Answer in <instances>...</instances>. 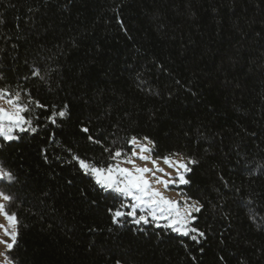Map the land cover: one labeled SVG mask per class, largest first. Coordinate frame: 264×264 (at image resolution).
I'll use <instances>...</instances> for the list:
<instances>
[{"label": "trees", "instance_id": "trees-1", "mask_svg": "<svg viewBox=\"0 0 264 264\" xmlns=\"http://www.w3.org/2000/svg\"><path fill=\"white\" fill-rule=\"evenodd\" d=\"M0 88L37 128L0 139L12 264H264V0H0ZM132 136L197 161L176 188L203 237L113 222L130 201L73 154L107 166Z\"/></svg>", "mask_w": 264, "mask_h": 264}, {"label": "snow or ice", "instance_id": "snow-or-ice-1", "mask_svg": "<svg viewBox=\"0 0 264 264\" xmlns=\"http://www.w3.org/2000/svg\"><path fill=\"white\" fill-rule=\"evenodd\" d=\"M33 75L40 76L39 69L33 71ZM42 78V77H41ZM0 98L7 99L10 105H13L12 110L0 107V139L13 141L18 139V132L30 131L35 133L36 127L32 126V121L25 118L24 112L28 111L27 105L20 102L21 93L19 91L13 93L6 88H0ZM37 107H45L36 102ZM67 113V105L59 112H53L48 117L53 123L56 118L64 117ZM27 125V128H25ZM87 132L88 129H82ZM91 140L92 137H89ZM98 143V141H96ZM128 144L132 146L130 152H125L122 148L109 149L105 151L111 152L110 163L107 166H98L95 162L81 159L78 155L73 154V160L77 162L80 169L88 176L93 177L99 188L105 191H111L130 200L131 203L121 204V208H130V211L124 212L120 209L112 211L113 222L119 223L120 218L129 216L133 218V222L137 225L149 224L156 222L157 226L161 220L166 222V227L171 228L177 233L192 236L193 240L198 237H203L205 234L197 228L192 227L196 217L193 213H199L203 205L196 200H192L186 194L182 200L171 199L165 194L172 185H187L190 183L186 179V175L191 172L190 164H195L197 161L188 159L176 158L179 154H169L159 158H153L151 153L155 150L154 142L147 136L138 139L132 136L128 140ZM138 149V151H137ZM71 151V150H69ZM173 169L175 175L161 167L160 161ZM137 161H142L143 165ZM123 164L130 165L124 167ZM151 164V167L148 165ZM14 179L12 173L3 167H0V180L12 181ZM163 186V189L159 186ZM0 197L3 201H10L12 198L4 192H0ZM5 209V204L0 203V211L4 212L8 221L11 224V229H4L5 234L9 237L8 240H0V243L5 245L8 251H11L17 241L18 232L16 230L17 217L15 214H9ZM137 210L143 214L137 215ZM3 255V253H0Z\"/></svg>", "mask_w": 264, "mask_h": 264}, {"label": "rangeland", "instance_id": "rangeland-1", "mask_svg": "<svg viewBox=\"0 0 264 264\" xmlns=\"http://www.w3.org/2000/svg\"><path fill=\"white\" fill-rule=\"evenodd\" d=\"M0 107H3V108L8 109V110H12L14 106L13 105H10L7 102V99L0 98ZM25 128H27V125H25ZM137 151H138V149H137ZM151 155H152V153H151ZM176 158L187 159L186 157H184L182 155H179ZM137 163L143 165V162L142 161H137ZM160 165H161V167H164L166 171L171 172L173 176L175 175V172L173 171V169H171L167 165H165L162 160L160 161ZM122 166H124V167H130V165H126V164H123V163H122ZM148 166L151 167V164H149ZM178 186H180V185H178ZM178 186L177 185L170 186L167 190H165V194L168 197H170L171 199H175V200H182V199H184V196L181 195L182 191L181 190H178L176 188ZM159 187H161V189L164 190L162 185L159 186ZM4 202L5 201H3L2 197H0V203H4ZM130 203H131V201H130ZM4 211H5V209H4ZM140 214H143V213L140 210H137V215H140ZM153 223L157 225L156 222H153ZM144 225H146V224H144ZM159 225H166V222L163 221V220H161L159 222ZM5 228H8L10 230L11 229V224L8 221L7 216L4 215V212L3 211H0V240H8L9 242H11L10 239H9V237L4 232V229ZM180 234H182V233H180ZM191 234H194V233H191ZM6 251H7V249L5 248V245L2 244V243H0V253H3V255H0V264H12V262L7 258L6 254H5Z\"/></svg>", "mask_w": 264, "mask_h": 264}]
</instances>
